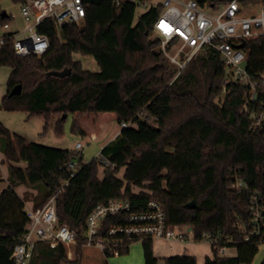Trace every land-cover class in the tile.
<instances>
[{
    "label": "trees",
    "instance_id": "obj_1",
    "mask_svg": "<svg viewBox=\"0 0 264 264\" xmlns=\"http://www.w3.org/2000/svg\"><path fill=\"white\" fill-rule=\"evenodd\" d=\"M84 2L86 16L80 22L57 27L46 19L37 25L50 41L41 56L17 55L16 31L3 35L0 66L13 70L0 107L43 116L44 133L53 127L58 135L63 134L65 114L73 115L74 133L91 138L100 134L103 123L130 125L101 150L113 163L104 166L98 157L85 161L79 151L28 141L0 121L3 152L10 163V184L0 193V264H15L14 241L31 223L25 199L16 191L20 184L38 189L34 208L55 195L59 222L78 234L77 243L60 242L55 247L39 241L28 264H109L113 255L88 245L85 230L96 206L114 198L129 200L132 211L147 209L150 199H156L170 226H191L197 239L220 230L233 237L229 247L235 246L237 254L227 256L212 248L214 257L207 264L252 263L264 244V226L261 234L246 240L237 222H250L255 193L264 216V124L254 127L253 114L262 96L245 109L247 86L225 83L226 63L213 46L202 49L178 75L154 30L161 3L150 0L136 17L142 5L130 0ZM200 2L221 5L227 0ZM12 19L6 12L0 15L4 25ZM245 49L248 71L264 72V34L248 40ZM76 52L92 55L100 70L85 68L74 58ZM65 68L70 75H48ZM19 83L22 93L10 96ZM75 159L80 167L72 177L70 164ZM121 170L123 176L118 174ZM238 180L242 189L235 185ZM191 201L197 205L191 207ZM128 215L129 211L107 215L101 232L124 225ZM120 237L128 243L120 255L141 240L145 264L158 262L152 237ZM166 264L197 262L185 253L168 256Z\"/></svg>",
    "mask_w": 264,
    "mask_h": 264
},
{
    "label": "built area",
    "instance_id": "obj_2",
    "mask_svg": "<svg viewBox=\"0 0 264 264\" xmlns=\"http://www.w3.org/2000/svg\"><path fill=\"white\" fill-rule=\"evenodd\" d=\"M140 3L141 7L150 5V0H130ZM120 3V1H118ZM162 12L154 23L155 33L159 36L161 49L169 61L180 71L191 61L196 54L207 46L217 49L226 63L227 76L225 83L237 82L247 86L245 109L252 104H257L261 99L260 107L253 111L255 116L254 127L264 124V72L251 74L247 64L249 55L245 49L248 40L264 34V0H227L221 5L200 0H163ZM21 14L25 21L22 31L14 35V50L19 56L36 53L43 55L50 48L48 35L38 32L36 27L46 19H52L57 27L67 23L82 21L86 16L84 0H24L21 5ZM11 17H14L12 14ZM6 29L10 24L6 23ZM26 34L24 38L20 35ZM28 34V35H27ZM6 37L0 38L3 45ZM246 41L244 48L239 45ZM178 46L175 54L170 53L172 47ZM122 128L130 125L129 122L120 123ZM81 149V141L75 145ZM104 166L113 165L105 156H97ZM74 177L80 167L77 159L70 164ZM236 187L242 189L243 185L238 180ZM252 218L248 224L242 221L237 226L249 240L253 235L261 234L264 226L263 209L260 205L258 193L252 196ZM148 207L144 210L132 211L129 200L114 198L107 203H100L91 212L86 223V243L100 248L113 256L120 255L121 249L128 243L120 235H140L153 239L172 241L204 240L212 248L226 254L229 245L235 242L223 230L205 232L200 239L195 238L191 226H170L166 211L162 203L150 199ZM122 211H129L124 225L111 227L105 234L101 232V221L107 215H117ZM31 223L27 230L14 241L12 258L15 264H28L35 253L39 241H49L52 247L60 242L77 243L78 234L75 229L66 223H60L55 195L42 207H33L28 212Z\"/></svg>",
    "mask_w": 264,
    "mask_h": 264
},
{
    "label": "rangeland",
    "instance_id": "obj_3",
    "mask_svg": "<svg viewBox=\"0 0 264 264\" xmlns=\"http://www.w3.org/2000/svg\"><path fill=\"white\" fill-rule=\"evenodd\" d=\"M163 0H152V3H161ZM21 1L18 0H0V15L3 12L7 14H13V19L9 22L11 29H6L3 23H0V38L9 30H17L19 29L22 31L25 27V21L23 20L21 14ZM147 8V7H146ZM145 7H139L137 11L136 17L140 16L142 13L146 11ZM26 34L20 35V38H24ZM28 35V34H27ZM154 38V34L151 35ZM178 49V46L172 47L169 51L171 54H175ZM95 58L92 55H88L83 57V63L85 68L99 71L100 67L97 62L94 60ZM1 79V77H0ZM6 110V109H5ZM5 113H8L10 120H6L9 122L5 124L2 120L4 125L11 130L13 133H17L28 141L37 142L40 144H44L47 146L63 148V149H71L79 151L81 155H83L85 161H90L94 157H97L101 152V144L105 140H107L109 133L112 129L120 128L121 125L117 121L107 122L102 124V130L98 137L91 138L86 136H81L77 133L72 131V124H73V115L69 114L64 122V130L62 135H58L53 127H49L47 131H45V119L43 116H29L25 111H8L6 110ZM0 139H4L0 137ZM4 141V140H3ZM81 141L83 147L81 149H76L75 144L76 142ZM8 171L10 168L8 166L5 167ZM120 176H123V170L118 173ZM5 183V181H2ZM6 184V183H5ZM4 185V184H2ZM136 191H140L141 188L134 187ZM38 193V192H37ZM45 204V203H44ZM43 204V205H44ZM200 248L206 247L208 250L211 249V244L203 241L200 243H194ZM259 253L256 255L254 261L251 264H258L264 258V244L259 246ZM211 251V250H210ZM237 253L236 247L228 248L226 252L227 256H233ZM128 254L123 255H115L109 258V264H113L115 261L121 260L122 258L126 257ZM211 256L213 257V253L211 252Z\"/></svg>",
    "mask_w": 264,
    "mask_h": 264
},
{
    "label": "crops",
    "instance_id": "obj_4",
    "mask_svg": "<svg viewBox=\"0 0 264 264\" xmlns=\"http://www.w3.org/2000/svg\"><path fill=\"white\" fill-rule=\"evenodd\" d=\"M10 29H11V26H10ZM18 30L19 29L9 30V32L18 31ZM86 56H88V55H83L80 52L74 53V58L76 60H80L82 63H83V60H82L83 57H86ZM95 62H97V61L95 60ZM83 66H84V63H83ZM12 70L13 69L10 66H7V65L0 66V77H1V79H0V104L2 102L3 97L8 92V80H9V77H10ZM5 112H6V110L4 108L0 107V120H2L5 124H7L9 122H6V120L7 119L10 120V117H9L8 113H5ZM122 129H123L122 127L112 129L109 133L107 140L102 142L101 150L107 144L116 140L121 135ZM86 137H88V136H86ZM3 142L4 141L2 139H0V179H1L0 193L3 190L7 189L9 184H10V182H9L10 170L8 169V171H7L5 169L6 166H8L10 168V163H9V161L6 160L5 154L3 152ZM18 165L26 166V163L20 162V163H18ZM2 181H5L6 184ZM2 184H4V185H2ZM16 191L18 192V194L22 198L25 199L26 209L29 212V210L34 207V204H35L34 197L36 196L38 189L33 188V187H29V186L24 185V184H20L16 187ZM203 241L204 240H200V241L188 240V241L180 242V241H172V240L167 241L165 239H159V238L154 239L153 251L155 252L156 256L158 257V262L156 264H166V258L168 256H170V255H184L185 253L195 256L197 264H207L208 261L214 257V252L212 250V247L209 250L206 247L198 249L196 244H194V243H200ZM211 252L213 253V257L211 256ZM126 254H128V255H126V257L122 258L121 260L115 261L113 264H145V252L143 250V244H142L141 240L135 241L134 243H132L129 247L128 253H126ZM263 260H264V258L258 264H261L263 262ZM249 264H251V263H249Z\"/></svg>",
    "mask_w": 264,
    "mask_h": 264
},
{
    "label": "water",
    "instance_id": "obj_5",
    "mask_svg": "<svg viewBox=\"0 0 264 264\" xmlns=\"http://www.w3.org/2000/svg\"><path fill=\"white\" fill-rule=\"evenodd\" d=\"M245 44H246V41L240 44L239 47L244 48ZM70 73H71V70L69 68H65L64 70H61V71H57V70L50 71L48 75L65 77L67 75H70ZM21 93H22V84L19 83L12 88V90L10 91V96L20 95ZM64 117H67V114H65ZM189 203L191 207H195L197 205L196 202L194 201H191Z\"/></svg>",
    "mask_w": 264,
    "mask_h": 264
}]
</instances>
